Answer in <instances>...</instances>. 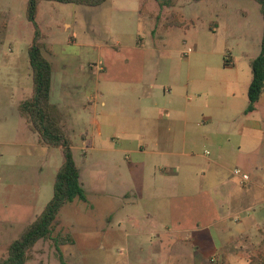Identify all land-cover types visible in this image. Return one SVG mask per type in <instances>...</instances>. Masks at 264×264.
I'll return each mask as SVG.
<instances>
[{
  "label": "crops",
  "instance_id": "obj_1",
  "mask_svg": "<svg viewBox=\"0 0 264 264\" xmlns=\"http://www.w3.org/2000/svg\"><path fill=\"white\" fill-rule=\"evenodd\" d=\"M192 1L206 0H176L171 5L155 0L158 7L150 4L153 10L145 7L150 0H105L97 6L64 3L72 7L74 23L82 17L92 30L101 24L98 15L110 14V37L94 44L98 62L92 73L83 64L71 68L62 61L54 63L51 46L42 36L43 52L52 64L50 100L60 109L88 199L70 202L69 209L77 214L97 196L90 211L103 207L106 215L103 225L93 230L124 243V264H213L215 258L240 256L264 224V91L255 110L245 111L251 61L260 53L244 50L241 57L232 55L225 38L213 45L210 55H204L199 39L193 46L181 45V31L189 25L178 8ZM142 9L149 17L145 26ZM222 23L220 19L213 27L214 34ZM64 24L74 29L73 23ZM70 36L71 44H92L72 40L75 32ZM189 47L193 50L186 53ZM32 91L28 48L23 55L0 57V149L5 152L0 162L5 158L13 166L8 175L12 191L25 194L24 200L0 211V239L3 231L12 234L14 225L22 227L20 235L43 211L64 160L62 152L49 161V146L18 110ZM87 140L94 151L88 167L77 161V154L87 153ZM102 153L125 179L123 185L103 192L91 186L96 169L106 164ZM45 166L53 170L54 179L44 185ZM235 168L249 179L235 175ZM78 206L82 209L77 211ZM72 221L82 235L92 229L82 219ZM59 232L73 238L60 249L76 246L72 231L55 229ZM43 240L56 249L52 239H40L24 264H47L37 255ZM67 256L72 264L78 262L76 250L67 251Z\"/></svg>",
  "mask_w": 264,
  "mask_h": 264
},
{
  "label": "rangeland",
  "instance_id": "obj_2",
  "mask_svg": "<svg viewBox=\"0 0 264 264\" xmlns=\"http://www.w3.org/2000/svg\"><path fill=\"white\" fill-rule=\"evenodd\" d=\"M28 1L29 0L0 1V57L23 55L27 52L28 46L32 43L35 28L27 15ZM150 2L145 5V7L150 10H153L154 7L157 9L158 6L155 0H150ZM156 2L158 1L156 0ZM133 3L135 4V1H133ZM150 4L154 7L150 8ZM196 4L197 3L194 1L192 4H184L182 7L178 8L185 15V19L187 20L186 24L189 25L188 29L181 31V45H185L186 47L193 46L194 42L199 39L200 42H203L201 43L204 48V55H210L212 51H214L213 45L217 41H221L225 38V42L228 45L227 49H229L232 55L241 57L243 56L244 50L253 54L261 52L264 36V13L261 12V6L258 2L254 0H206ZM71 8L72 7H68V5L61 2L42 0L38 6L36 22L42 36L45 38L44 40L51 46V55L54 59V63H60L62 61L71 68L76 66L80 67V65L83 64L86 72L89 73L91 72V67L95 69L98 62L97 53L94 51L96 47L94 44L105 41L110 37L109 31L113 26L108 24L110 14L102 12V14L98 15L97 21L101 24L96 25V29L92 30L91 27L93 25L87 23L82 17L77 18V23H74V14ZM142 10L144 12L141 24L145 26L149 17L145 9ZM165 15L167 14L165 13L163 15L162 13V16ZM195 15H199V18L196 19ZM220 19L223 22V28H218V33L214 34L213 27L220 24ZM65 20L73 23V30L67 29L64 24ZM191 20L195 22L194 27L191 25ZM127 21L129 20H126V22ZM73 32H75V36L72 37V40L92 44L76 45L69 43V39L71 38L70 34ZM185 34L188 35L185 36ZM184 40L186 41L185 44L183 43ZM243 65L244 64H242V66ZM78 80L83 82L79 75ZM87 89V86L83 87V90ZM262 101H264V96L262 97ZM75 136L76 139L81 140V138L78 137V132H76ZM83 142L88 147L87 153L85 155L77 154V161L80 162V165L84 163L83 166L88 167L90 163L89 154H92L94 151L90 149L91 143L89 144L88 140ZM48 148L49 161L55 160L58 154L59 157L61 156L62 151L59 147L49 146ZM1 153H5L3 149H0V154ZM100 156L103 161H106V164L96 169L93 175L94 180H91V186L98 187L99 190L103 192L106 187H118L123 185L125 181L123 178L124 175L120 176L115 170L108 154L102 153ZM124 158L123 155L121 161L124 162V166H127L128 163ZM4 159L5 158L0 162V211H6L18 200L25 199V194H19L16 190L14 192L10 188L8 175L14 171V169L13 166L10 165L8 161L5 162ZM124 169L126 168L124 167ZM43 173V184L53 183V170L45 166ZM94 198L95 201L98 200L97 196H94ZM95 201L92 198L91 202L83 204V206H86L83 210L78 206L77 211H81L77 214H75L76 211L71 212V209H69L71 203L64 205L57 215L60 219L56 225V230L62 229L65 232H67V230L73 232L72 234L77 240L76 246H73L78 255V262H75L76 264H124L125 258L121 252L125 248L124 243H120L113 234L107 236L104 235V233L99 234L93 230L94 227H100V224L103 225V221H105L104 216L106 215V210L103 207L101 209L98 208L96 211H90V203L95 204ZM77 218L78 220L82 219L86 227L92 228L87 235H82L78 233L77 230H74L76 224L72 220ZM96 220L99 223H97ZM21 228L22 227L18 225L12 226L11 230L13 233L10 235H7V233L3 231L5 236L0 239V257L6 253L7 244L19 235L18 231ZM243 239L244 244L248 243V237ZM47 241L43 240L44 243L39 244L37 248L38 257L45 259L43 263L62 264L58 252L53 248L52 242H50V240ZM134 242H136L135 246H137L138 241ZM246 245L245 248H241L240 256L235 255L232 257L224 256L219 259L215 258L213 264H256L257 257L264 253V224L258 230L254 242ZM73 247L65 245L61 249L63 255H65V259L71 264L73 263V258L67 256V251H75L72 249ZM46 252L47 254H44ZM93 252H99L100 256L91 257L90 254L94 256Z\"/></svg>",
  "mask_w": 264,
  "mask_h": 264
},
{
  "label": "trees",
  "instance_id": "obj_3",
  "mask_svg": "<svg viewBox=\"0 0 264 264\" xmlns=\"http://www.w3.org/2000/svg\"><path fill=\"white\" fill-rule=\"evenodd\" d=\"M42 0H29L27 15L35 28L32 43L28 47V55L32 68L33 91L23 99L18 110L26 118L30 128L37 132L42 143L52 147H60L64 160L59 167L53 197L36 219L29 223L18 238L7 246V253L0 257V264H24L32 257L34 245L40 239H52L62 264H70L61 252L60 245L73 242L69 233L55 234L56 218L61 208L76 199L87 201V194L80 181V170L74 159L72 141L66 134L61 122L59 107L50 100L52 64L44 54L42 34L36 22L38 6ZM61 3H76L97 6L105 0H49ZM161 5H171L176 0H157ZM264 13V0H257ZM177 23V22H176ZM226 64L230 61L225 59ZM252 80L248 89L249 103L246 112L255 110L256 103L264 91V36L260 54L251 61ZM256 264H264V253L256 259Z\"/></svg>",
  "mask_w": 264,
  "mask_h": 264
},
{
  "label": "built area",
  "instance_id": "obj_4",
  "mask_svg": "<svg viewBox=\"0 0 264 264\" xmlns=\"http://www.w3.org/2000/svg\"><path fill=\"white\" fill-rule=\"evenodd\" d=\"M193 49L191 47H189L186 51V53H190ZM234 174L238 175L242 178V180H248L249 179V175L247 173H244L240 168H235L234 169Z\"/></svg>",
  "mask_w": 264,
  "mask_h": 264
}]
</instances>
